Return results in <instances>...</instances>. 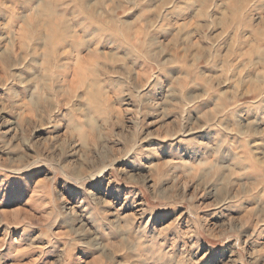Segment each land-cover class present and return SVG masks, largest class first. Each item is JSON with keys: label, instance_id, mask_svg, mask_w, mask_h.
Returning a JSON list of instances; mask_svg holds the SVG:
<instances>
[{"label": "rangeland", "instance_id": "rangeland-1", "mask_svg": "<svg viewBox=\"0 0 264 264\" xmlns=\"http://www.w3.org/2000/svg\"><path fill=\"white\" fill-rule=\"evenodd\" d=\"M0 264H264V0H0Z\"/></svg>", "mask_w": 264, "mask_h": 264}]
</instances>
